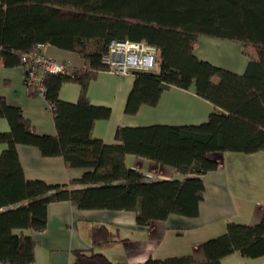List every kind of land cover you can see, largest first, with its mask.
<instances>
[{
	"label": "trees",
	"instance_id": "1",
	"mask_svg": "<svg viewBox=\"0 0 264 264\" xmlns=\"http://www.w3.org/2000/svg\"><path fill=\"white\" fill-rule=\"evenodd\" d=\"M0 65H21L23 55L38 43L78 53L87 68L68 66L45 78L44 99L56 135H38L20 108L0 98V118L9 129L0 132V264H33L31 234L46 227L47 205L70 201L79 209L137 211L138 225L171 215L195 217L203 199V176L217 169L211 155L264 151V0H0ZM239 43L249 61L238 75L208 61L194 50L199 37ZM111 41L144 42L156 49V71H132L133 86L125 113L143 104L154 106L171 86L188 89L209 101L214 110L198 125L118 127L107 145L93 137L97 120L110 110L93 106L87 88ZM65 82L80 86L76 103L61 101ZM30 96H37L33 87ZM37 147L43 156H60L67 168L84 170L69 184L27 180L16 146ZM126 155L172 166L182 178L144 181L127 168ZM81 187V188H79ZM93 244L109 241L107 229L96 226ZM204 260L191 255L141 264H222L235 253L264 256V215L254 225L229 222L225 232L202 244ZM72 264H113L96 253L75 252Z\"/></svg>",
	"mask_w": 264,
	"mask_h": 264
},
{
	"label": "crops",
	"instance_id": "2",
	"mask_svg": "<svg viewBox=\"0 0 264 264\" xmlns=\"http://www.w3.org/2000/svg\"><path fill=\"white\" fill-rule=\"evenodd\" d=\"M45 53L59 62L70 61L76 68L88 67L73 51L46 44ZM194 53L198 59L238 75L243 74L249 61L239 43L204 36L199 37ZM133 82L132 74L120 75L105 70L97 72L88 84L90 104L110 110L109 117L97 120L92 129L93 137L107 145L120 144L115 139L118 127L198 125L207 121L214 110L209 101L196 94L192 85L188 89L171 86L161 93L156 105L143 104L136 113L127 114L124 109ZM79 93L78 84L65 82L58 97L64 102L76 103ZM0 98L20 108L36 134L56 135L46 100L27 93L21 66L6 68L0 65ZM8 129L7 121L0 118V132ZM16 151L27 180L69 184L80 179L84 172L67 168L60 156H43L34 146L18 144ZM211 157L219 165L203 176V199L195 217L171 215L165 221L153 220L147 225H138L136 210H83L67 200L49 203L45 229L30 233L34 242V264H72L78 251L101 254L113 264H141L150 258L163 260L185 255L197 261L204 260L202 244L222 235L227 223L254 225L264 215V151L218 152ZM125 165L139 171L144 181L182 178L174 167L137 155H126ZM96 226L107 229L109 241L93 244L92 232ZM242 258L235 253L224 258L222 264L226 259L229 263L230 259Z\"/></svg>",
	"mask_w": 264,
	"mask_h": 264
},
{
	"label": "built area",
	"instance_id": "3",
	"mask_svg": "<svg viewBox=\"0 0 264 264\" xmlns=\"http://www.w3.org/2000/svg\"><path fill=\"white\" fill-rule=\"evenodd\" d=\"M45 45L38 43L30 53L23 55L20 65L25 88L33 87L36 94L43 98L45 78L72 66L70 61L59 62L47 55ZM102 63L109 71L120 75H128L132 71H156V49L144 42L111 41Z\"/></svg>",
	"mask_w": 264,
	"mask_h": 264
},
{
	"label": "rangeland",
	"instance_id": "4",
	"mask_svg": "<svg viewBox=\"0 0 264 264\" xmlns=\"http://www.w3.org/2000/svg\"><path fill=\"white\" fill-rule=\"evenodd\" d=\"M227 259L223 261V264H264V256L258 257V258H242L241 260H232L230 259V262L227 263Z\"/></svg>",
	"mask_w": 264,
	"mask_h": 264
}]
</instances>
